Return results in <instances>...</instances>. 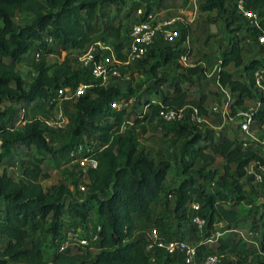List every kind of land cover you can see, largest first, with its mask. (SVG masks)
Listing matches in <instances>:
<instances>
[{
	"label": "trees",
	"instance_id": "obj_1",
	"mask_svg": "<svg viewBox=\"0 0 264 264\" xmlns=\"http://www.w3.org/2000/svg\"><path fill=\"white\" fill-rule=\"evenodd\" d=\"M176 3L177 0H0V264H157L159 257H163L162 264H180L176 256L162 249L147 251L148 238L143 233L147 225L161 224L164 218L155 208L169 211L170 197L174 200L177 228L171 237L161 235L164 239H187L200 259L208 252H217L223 257L229 255L222 258L221 264H264V201L250 202L244 190L253 181L246 174L247 166L263 163L258 142L248 140L243 146L240 139L230 138L226 132L202 130L199 124L186 120L171 121L173 134L184 140V153L190 157L183 170L187 176L174 187L166 181L169 164L156 162L138 148L139 138L161 110L178 111L192 102L204 118L209 114L205 105L208 95L192 90L193 86L201 87L195 77L204 68L198 64L187 67L181 60L189 54L180 47L187 33H182L177 42L162 44L156 55L149 48L141 61L147 63L149 55L154 57L148 69L151 80L136 94L113 85L91 83L86 78L90 76L88 70L73 67L69 56V51L86 49L95 34L105 33L113 40L116 58L123 61L127 40L121 34L120 23L113 24L122 10L125 9L124 17H129L142 7V20L147 13ZM228 5L238 8V0H201L199 9L215 13L216 17L208 20L223 19L230 26L224 18ZM242 7L257 14L258 25L245 18L248 26L230 30L229 45L217 72L218 85L232 95L228 101L232 113L242 107L245 99L257 96L255 70L261 72L260 87L264 89V62L255 59L244 63L241 49V41L258 42L264 35V0H242ZM16 13L32 16L31 22L14 25ZM32 46L37 53L30 63L35 78L24 87L17 66ZM65 52L61 60L49 62V56L59 57ZM169 63L179 69L172 77L161 70ZM229 64L242 66L250 76L225 69ZM125 68L115 64L108 70L124 74ZM80 83L89 87L79 97H73L70 131L61 147L55 149L44 120L29 117V111L51 100L60 88L72 96ZM258 99L252 120L260 126L264 125V95ZM3 103L18 105L21 116L9 114L2 108ZM124 124L126 129L121 131ZM215 156L223 160V173L219 187L208 190L205 183L192 176L191 168L196 159L213 162ZM75 159L96 161L94 167L80 166L74 184H82L84 190L78 200L66 197L70 192L64 185L42 186L41 180L49 177L47 168L58 169ZM13 168H19L18 174L10 171ZM214 175L215 171L209 172V178ZM192 202L199 203L198 214L206 219L201 231L192 221ZM47 220L49 228L38 237L36 233ZM245 225L256 236H238L236 230ZM70 228L89 243L72 244L59 251L54 240L63 239L65 229ZM90 228L93 231L87 236ZM215 231L220 234L209 245L207 240ZM95 232L98 239L90 241ZM48 234L52 245L46 239Z\"/></svg>",
	"mask_w": 264,
	"mask_h": 264
},
{
	"label": "rangeland",
	"instance_id": "obj_2",
	"mask_svg": "<svg viewBox=\"0 0 264 264\" xmlns=\"http://www.w3.org/2000/svg\"><path fill=\"white\" fill-rule=\"evenodd\" d=\"M186 1L184 4L183 2ZM201 0H177L174 6L163 8V11L156 12L155 20L165 19H176L175 23L170 27L171 30L177 31L179 37L172 42H165L160 36H158L151 46L153 53H158V48L164 44L169 45L171 43L180 40L181 34L187 33V42L181 43L180 47L184 50H188L189 54L185 55V63L187 67H192L196 64L204 68V71L195 77L200 86H193V91H199L208 95L205 105L208 109V116L205 117L206 122L199 125L202 130L212 129L216 132H226L230 138L240 139L242 134L239 130V123L241 121V111H248L256 109L259 105L258 96L264 95L263 87L256 89L255 98H247L244 101L242 107H236L234 113H232L229 105L225 112L213 111L214 107L221 109L228 98L232 97L229 90L226 88L221 89L217 83V72L220 68L223 53L228 48L229 40L232 35L230 31L232 28L241 27L244 28L249 25V22L243 17L242 13L238 8L233 5H228V10L224 15L231 25L226 26L223 19H217L210 21L208 19L214 18V12H202L199 9ZM113 11V8H111ZM125 9L122 10L121 14L113 20L114 25L120 23L121 34L124 38L127 37L130 26L136 21L135 13L132 12L131 16L124 17ZM114 13V12H111ZM32 20V16L28 14L16 13L13 17L14 25L29 24ZM100 40L104 41L111 46L112 39L106 36L105 33H98L92 37V42ZM33 45V44H32ZM242 55L244 63L248 64L252 60L258 59L264 62V42L258 40H243L241 41ZM35 48L32 46L31 50L27 53L25 59L17 66L21 73V81L24 87H27L35 78V73L32 70L30 63L32 62ZM57 57L55 55L49 56V62L59 61L62 56ZM69 56L73 59V67H78V58L82 54V51H69ZM148 62L144 60L125 68L126 73H120L119 71H106L101 78H94L86 76V78L93 84H101L104 86L113 85L120 88L122 91L132 90L134 93H141L144 87L150 82L151 75L149 73V67L154 59L153 56L147 57ZM225 69L244 73L248 78L250 75L244 72L243 67H235L233 64H229ZM161 70L167 71L170 76L176 75L179 69L173 63H169ZM88 88L85 89V91ZM84 91V92H85ZM53 107H50L51 100L38 104L34 109L29 111V117L36 116L44 120L48 130V137L51 139L52 146L56 149L61 147L63 140L67 136L71 128L70 114L72 112V105L75 102L74 99L67 98H56ZM194 104L189 102L185 107V116L182 120L188 121L190 124H195L189 119L188 113L191 111V107ZM2 108L6 109L8 113L14 112V115L20 117L22 111L18 109V105L3 103ZM60 123V127L56 124ZM174 126V122H166L160 118L147 126V132L139 138L138 148L140 151L146 153L149 157L154 159L156 162L164 161L169 164V172L166 177L167 183L174 187L184 179L187 175L184 173V167L190 163V157L184 153V140H180L174 134L171 128ZM248 140H254L256 142L264 141V125H257L252 122L250 133L247 136ZM80 162L79 159L71 160L67 163L62 164L58 169L47 168L49 171V177L42 179L41 183L44 188L57 187L64 185L70 193H66V197L71 200H78L83 193L82 184L76 187L74 181L79 177L80 173ZM85 167V166H84ZM46 168V167H45ZM234 166L231 168L233 171ZM256 172L262 175L260 182L252 181L250 184L244 186V190L247 194V199L250 202H261L264 201V167L254 169ZM15 174H18L19 168H13ZM192 176L198 181L205 183L208 190L217 189L220 185L219 176L223 173V160L219 156H215L213 162L203 161L202 159H196L191 168ZM215 175L209 178V172H214ZM211 181L214 185H211ZM239 180V182H242ZM170 199L169 211H163V207L155 208L156 213H161L163 221L160 225L149 224L143 229V233L149 232L151 229L156 228L160 235L168 238L173 235L177 228V218L173 214L174 200ZM49 221L42 223L36 235L42 237L44 230L49 228ZM67 226V225H66ZM65 228V227H64ZM81 228V227H80ZM68 229H65L66 232ZM82 232L83 229L81 228ZM93 231L92 228L87 232V236ZM236 234L241 237H252L256 236V232L251 230L249 225H245L239 230H236ZM83 233H81V236ZM50 235H47V241L50 245ZM174 238V237H172ZM188 243H191L185 239ZM215 239L210 244H213ZM250 243V241H249ZM54 248V247H53ZM53 249L49 253H53ZM229 258V255L225 254L223 259ZM163 257L158 258L157 264H162Z\"/></svg>",
	"mask_w": 264,
	"mask_h": 264
},
{
	"label": "built area",
	"instance_id": "obj_3",
	"mask_svg": "<svg viewBox=\"0 0 264 264\" xmlns=\"http://www.w3.org/2000/svg\"><path fill=\"white\" fill-rule=\"evenodd\" d=\"M238 9L242 13L243 17L248 19L249 22L253 25H258L257 14L254 12L246 11L242 7V0H238ZM163 11V10H162ZM144 15V9L142 7L137 8L136 17L138 18L135 21L128 31L126 40L127 45L124 51V60L120 61L116 58L115 52L112 46L108 45L104 41L96 40L94 42H90L89 45L82 51V54L78 58L79 67L86 68L91 77L101 78L103 74L108 71L110 66L115 64H122L124 67H129L137 64L141 61L148 53L149 48L154 44L156 38L160 36L163 41L169 43L179 37V33L177 31H173L170 27L175 23L174 18L165 19V20H155L156 12L151 11L147 13L146 18L140 19L139 17ZM259 40L264 42V35L259 36ZM48 42H51V39H47ZM187 42V37L184 43ZM33 57H37V53L34 51ZM181 60L185 63V56L181 57ZM185 65H187L185 63ZM255 83L260 87L261 80V72L259 70H255L253 73ZM89 85L80 83L77 86L74 94L72 96H68L64 89L60 88L57 90L55 96L51 99V102L56 98H67L70 97L74 99L75 97H79L82 95L86 88ZM222 89V88H221ZM74 97V98H73ZM228 101L225 102L221 109L217 107L213 108V111L225 112L228 106ZM113 105L120 106L118 102H113ZM255 109H251L248 111H241V121L239 123V130L242 136L240 140L242 141V145L245 146L247 144V136L250 133L252 120V114ZM185 116V108H182L178 111L173 109H165L161 110L158 118L166 121H180ZM189 119L196 123L202 124L206 122V119L199 114L198 109L193 106L191 107V111L188 113ZM56 126L60 127V123L56 124ZM126 129V125L124 124L121 127V131ZM261 146V153L263 157V163L259 164L258 162L250 163L246 168V174L253 177L254 182H260L262 179V175L256 172L254 169L264 167V141L259 142ZM81 166H91L94 167L96 165V161L94 160H85L79 159ZM211 185H214V182H211ZM84 190V187H82ZM191 209L195 211V214L192 215V221L196 228L201 231L203 227L206 225V219L201 217L198 214L199 211V203L192 202ZM99 228L97 227V230ZM148 238L147 251L152 249L158 250L162 249L167 252L171 256H176L180 260V264H221L223 254L217 252H208L206 253L202 259L198 258L197 251L194 245L187 243L183 240L177 239H164L159 231L156 228L151 229L146 233ZM220 232L215 231L210 239L207 242H212ZM98 239L97 232L92 234L90 241H96ZM55 243L58 244V250L63 251L67 249L72 244H82L87 245L89 240L86 238H80L77 232L70 228L66 232H64V238H56L54 240ZM151 261L155 262V257H151ZM51 264V263H49Z\"/></svg>",
	"mask_w": 264,
	"mask_h": 264
},
{
	"label": "crops",
	"instance_id": "obj_4",
	"mask_svg": "<svg viewBox=\"0 0 264 264\" xmlns=\"http://www.w3.org/2000/svg\"><path fill=\"white\" fill-rule=\"evenodd\" d=\"M186 43V42H185Z\"/></svg>",
	"mask_w": 264,
	"mask_h": 264
}]
</instances>
